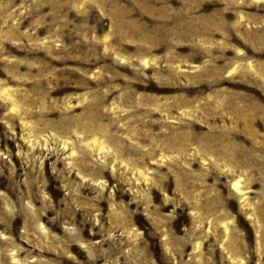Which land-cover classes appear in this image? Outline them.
Here are the masks:
<instances>
[{
	"label": "rangeland",
	"instance_id": "rangeland-1",
	"mask_svg": "<svg viewBox=\"0 0 264 264\" xmlns=\"http://www.w3.org/2000/svg\"><path fill=\"white\" fill-rule=\"evenodd\" d=\"M0 264H264V0H0Z\"/></svg>",
	"mask_w": 264,
	"mask_h": 264
}]
</instances>
